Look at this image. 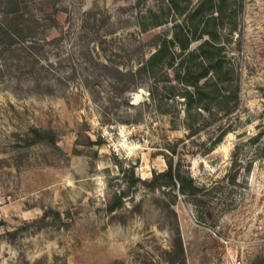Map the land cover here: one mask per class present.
Returning a JSON list of instances; mask_svg holds the SVG:
<instances>
[{
	"label": "rangeland",
	"instance_id": "rangeland-1",
	"mask_svg": "<svg viewBox=\"0 0 264 264\" xmlns=\"http://www.w3.org/2000/svg\"><path fill=\"white\" fill-rule=\"evenodd\" d=\"M22 5L33 34L0 43V264H181L177 228L186 264H264V0ZM125 122L146 140L117 155ZM168 159L199 200L130 185Z\"/></svg>",
	"mask_w": 264,
	"mask_h": 264
},
{
	"label": "trees",
	"instance_id": "trees-1",
	"mask_svg": "<svg viewBox=\"0 0 264 264\" xmlns=\"http://www.w3.org/2000/svg\"><path fill=\"white\" fill-rule=\"evenodd\" d=\"M23 1L10 0V2L12 3V7H10L9 9V12L11 13L10 18L13 20L19 19L20 21L16 24L13 21L14 26L8 27L3 31L2 28L4 27L0 25V36L5 35L3 37H0V43L8 41V43L13 44V42L16 41V38L24 40V33H27V31H25V28H32V25H30L29 23L30 20L23 19V15L25 12L24 7L22 5ZM0 21L2 20L0 19ZM32 32L33 30L30 29L29 33H27L28 36H31L33 34ZM167 164L168 167L162 171L154 170L150 178H143L139 175H135L134 169H132V176L128 179L130 185H136L137 183L141 182L152 188H156L158 186L177 187L181 192L189 194L190 196H194L196 200H199V192L202 190V188L195 183L193 176L190 174H182L180 169L178 167H175L174 162L170 159L167 160ZM120 204V202L116 203L114 201L110 204L109 209L114 210L116 209V207L120 206ZM174 248L175 251H178V253L181 254V264H186V259L184 257V243L179 228L176 229V237L174 238Z\"/></svg>",
	"mask_w": 264,
	"mask_h": 264
},
{
	"label": "built area",
	"instance_id": "built-area-1",
	"mask_svg": "<svg viewBox=\"0 0 264 264\" xmlns=\"http://www.w3.org/2000/svg\"><path fill=\"white\" fill-rule=\"evenodd\" d=\"M108 144L114 153L121 155L124 151L136 148L146 138L141 134L136 123H113L106 130Z\"/></svg>",
	"mask_w": 264,
	"mask_h": 264
}]
</instances>
